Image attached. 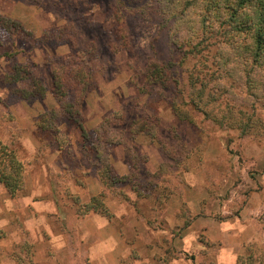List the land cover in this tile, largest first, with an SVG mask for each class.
Here are the masks:
<instances>
[{
    "label": "rangeland",
    "instance_id": "obj_1",
    "mask_svg": "<svg viewBox=\"0 0 264 264\" xmlns=\"http://www.w3.org/2000/svg\"><path fill=\"white\" fill-rule=\"evenodd\" d=\"M0 16L18 24L10 31L0 26V140L25 164V189L18 197L0 186V264H17L13 253L25 242L34 247L32 264H98L89 251L100 240L87 226H77L85 218L108 232L103 251L116 246L117 236L118 253L109 264H239L258 252L264 244V135L242 136L199 113H192L193 123L179 120L169 101L174 84L146 90L149 62L180 60L171 52L155 0H0ZM80 52L92 73L80 118L90 139L111 113L122 110L132 121L151 112L161 119V135L175 145L169 157L144 135L136 139L132 158L122 146L111 148L114 174H132L133 182L106 199L113 218L76 215L71 196L87 203L103 190L78 124L61 121L63 150L37 126L55 106L48 60ZM21 67L45 87L44 98L17 93L31 91L28 80L4 82ZM184 72L178 74L187 81ZM172 157L185 158L188 171L166 173L169 200L158 205L138 198L133 185L145 192L147 173L159 172ZM160 179L152 177L153 184Z\"/></svg>",
    "mask_w": 264,
    "mask_h": 264
},
{
    "label": "trees",
    "instance_id": "obj_2",
    "mask_svg": "<svg viewBox=\"0 0 264 264\" xmlns=\"http://www.w3.org/2000/svg\"><path fill=\"white\" fill-rule=\"evenodd\" d=\"M155 5L162 19L161 28L168 29L171 52L180 60L149 62L144 85L146 90L168 89L174 84L175 95L169 101L179 120L193 123L192 113H199L220 128L237 130L242 136L264 135L261 114L264 110V0H155ZM0 26L10 31L18 24L0 16ZM80 53L83 54L48 60L53 85L50 95L55 106L38 119L37 126L39 130L55 136L62 145L60 150H63L67 140L61 133V121L78 124L80 138L83 142H90L86 151L94 154L97 160L95 165L103 190L87 203L71 196L76 215L81 218L95 213L113 218L106 199L110 195L122 194L119 185L133 182L132 174H114L111 148L122 146L132 158L136 154V139L144 135L157 142L169 157L174 150L171 147L175 145L168 142L173 139H164L161 135V119L151 112L140 114L132 121L122 110L111 113L94 129V138L90 139L80 118L92 73L85 52ZM183 69L184 73L187 72V81L178 74ZM29 75V71L21 67L7 76L4 82L28 80L31 91L17 90V93L25 99L44 98L47 94L45 87ZM178 147L182 154L183 147L181 144ZM175 162L178 167L173 168ZM177 168L182 173L188 171L185 158L165 162L155 174L147 173L145 192L133 185L138 198H153L154 203L165 204L173 194L168 186L171 180L165 179L169 175L166 173ZM152 177L161 178V183L154 185ZM0 186L11 198L18 197L25 189V164L17 151L1 140ZM123 200L129 201L128 198ZM186 226H189V221ZM13 257L17 264L34 263L33 245L28 242L18 245ZM239 264H264V244L258 252L252 251L242 258Z\"/></svg>",
    "mask_w": 264,
    "mask_h": 264
},
{
    "label": "crops",
    "instance_id": "obj_3",
    "mask_svg": "<svg viewBox=\"0 0 264 264\" xmlns=\"http://www.w3.org/2000/svg\"><path fill=\"white\" fill-rule=\"evenodd\" d=\"M49 219H50V217H48L47 220H49ZM91 221L92 220L89 219V218H85V219H82V220H77V226L79 224L82 225L83 227L87 226L89 233L91 235L95 234L97 236V238L100 240L89 251V254L91 255L90 256V258H91L90 261L93 262V260H96L98 264H109V257L112 256V255H116L118 253L117 252V236L116 235L114 236V234L112 235V237L116 240V246L115 247L113 246V249H111L110 251L108 250V252H107L106 249L103 251V247H101V246H102V244L107 245L106 241H107V239L109 237L108 236V232L106 230L102 229L101 227L100 228L99 227L98 228H96V227L94 228L93 224H90ZM97 244H99V247H101V248H97L96 247ZM96 256H99L98 260L96 259Z\"/></svg>",
    "mask_w": 264,
    "mask_h": 264
}]
</instances>
